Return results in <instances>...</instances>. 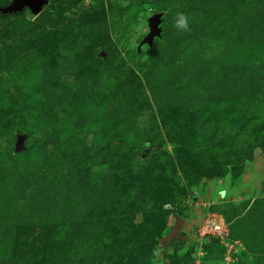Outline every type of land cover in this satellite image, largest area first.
<instances>
[{"label": "rangeland", "instance_id": "374dc122", "mask_svg": "<svg viewBox=\"0 0 264 264\" xmlns=\"http://www.w3.org/2000/svg\"><path fill=\"white\" fill-rule=\"evenodd\" d=\"M45 1L0 0V264H264V0Z\"/></svg>", "mask_w": 264, "mask_h": 264}, {"label": "built area", "instance_id": "2783aa9c", "mask_svg": "<svg viewBox=\"0 0 264 264\" xmlns=\"http://www.w3.org/2000/svg\"><path fill=\"white\" fill-rule=\"evenodd\" d=\"M199 236H210L217 239L225 248H232V244L227 239V230L221 220L210 219L202 225L198 230Z\"/></svg>", "mask_w": 264, "mask_h": 264}, {"label": "water", "instance_id": "95a60500", "mask_svg": "<svg viewBox=\"0 0 264 264\" xmlns=\"http://www.w3.org/2000/svg\"><path fill=\"white\" fill-rule=\"evenodd\" d=\"M46 5L45 0H15L13 7L10 8V11H21L23 8H28L32 13H38ZM157 16L154 15L151 20V33L150 36L156 33V23Z\"/></svg>", "mask_w": 264, "mask_h": 264}, {"label": "clouds", "instance_id": "9594fccd", "mask_svg": "<svg viewBox=\"0 0 264 264\" xmlns=\"http://www.w3.org/2000/svg\"><path fill=\"white\" fill-rule=\"evenodd\" d=\"M175 26L181 31H188L189 24L187 15L184 13H178Z\"/></svg>", "mask_w": 264, "mask_h": 264}, {"label": "trees", "instance_id": "16d2710c", "mask_svg": "<svg viewBox=\"0 0 264 264\" xmlns=\"http://www.w3.org/2000/svg\"><path fill=\"white\" fill-rule=\"evenodd\" d=\"M8 12H10L8 9H0V16H3L4 14H8ZM250 160V156L245 158V161H249ZM225 169H223L221 171V176L225 175Z\"/></svg>", "mask_w": 264, "mask_h": 264}]
</instances>
